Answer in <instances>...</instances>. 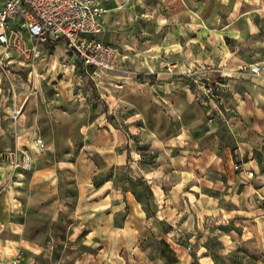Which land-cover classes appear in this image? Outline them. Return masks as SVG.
<instances>
[{
  "label": "rangeland",
  "instance_id": "374dc122",
  "mask_svg": "<svg viewBox=\"0 0 264 264\" xmlns=\"http://www.w3.org/2000/svg\"><path fill=\"white\" fill-rule=\"evenodd\" d=\"M261 4L101 0L109 11L102 41L118 53L114 71L86 74L80 64L63 68L64 49L52 43L40 47L32 63L10 51L4 57L0 48V191L7 187L14 194L11 188L18 186L13 202L23 208L0 221L7 241L0 244V264H72L88 248L85 234L71 241L68 219L52 214L53 189L40 188L43 172L49 173L59 159L50 144L65 138L71 140L70 170L90 176L94 169V184L106 174L112 185L142 203L144 217L153 224L143 236L158 238L139 246L148 259L173 261L164 237L182 248L192 264H256L264 259L255 246L257 221L264 217V179L256 180L254 174L264 178V136L252 139L249 133L246 148L240 149L222 117L227 114L224 62L230 48L244 46V36L236 39L228 30L243 29L247 16H253V27L262 29ZM207 86L215 97L194 101ZM215 123H220L217 134L211 128ZM87 141L96 148L83 149ZM158 141L169 155L179 151L170 143L183 146L188 179L177 184L186 189L180 197L168 196L170 180L160 182L155 186L160 196L152 201L138 176L139 169L155 163L150 145ZM196 142L205 148H197ZM24 159L29 162L25 168ZM247 161L256 164L246 170ZM61 187V193L76 192ZM200 198L205 200L201 206ZM173 204L183 208L171 209Z\"/></svg>",
  "mask_w": 264,
  "mask_h": 264
},
{
  "label": "crops",
  "instance_id": "0c3cea01",
  "mask_svg": "<svg viewBox=\"0 0 264 264\" xmlns=\"http://www.w3.org/2000/svg\"><path fill=\"white\" fill-rule=\"evenodd\" d=\"M259 9L258 13L264 17V0H262ZM114 11H118V9H113ZM108 17L109 14L102 16L104 30L98 36V39L103 43L102 37L106 30L105 22ZM252 17L247 16L245 20H242L243 29L233 30L230 28L228 30V35L236 39L237 35L244 36V39L241 37L244 46L238 49L230 48L224 62V64H228L225 69L227 78L223 84L227 89L223 101V109L227 114L223 113L222 117L227 124L229 135L234 140L233 143L240 149L246 148V137L249 133L253 135L252 139L264 136V27L262 29L253 27L252 23H249L253 19ZM58 46L62 45L58 44L55 47ZM253 65L259 67L257 74L250 70ZM219 126L220 123L212 125L211 128L215 134H217ZM67 139H72V137L68 136ZM216 139L222 142L219 135H216ZM70 141H66L65 138L63 142L59 141L61 144L55 142L50 144V147L54 148L55 153L59 155V159L58 162L54 161L52 169L47 171L49 173L43 172L46 179L43 178L40 188L53 189L54 192L52 191L51 195L55 201L52 214L60 215L63 220L68 219V225L73 235L70 240L76 241L81 234H85L84 241L88 248L80 251L72 264H192L194 262L182 248L176 246L174 241L167 240L166 237L163 239L171 246L173 261L164 263L161 257H155L154 260L148 259L147 254L143 253L139 246L149 241L158 240V238L143 236L153 225L149 222L150 219L144 217V206L130 193H125L112 185L111 179L106 174L101 176L102 179L99 183L94 184L93 174L96 175L94 169L91 170L90 176L70 170L68 166L70 161L67 158L70 154L67 150L71 147ZM87 145L96 148V143L92 141H87L81 146L86 149ZM170 145L179 147L176 155H169V150L164 149L162 141L151 144L150 150L157 154L155 163L148 165L147 169H139L141 174L138 178L148 185L152 201L153 197L160 196L156 192L155 186L158 187L161 185L160 182L167 180H170L169 183L171 182L172 185L170 192L167 193L168 196L180 197L185 194L186 189L177 188V184L188 179V169L183 166L187 158L184 156L183 146L171 143ZM195 145L200 149L205 148V144L201 142H196ZM168 147L170 150L173 148ZM163 150L165 151L162 152ZM255 164L253 161H247L245 169L250 170ZM96 170L98 171V169ZM254 174H257L255 175L256 180L264 179L257 172ZM60 186H64L63 191H65V187H73L76 192L73 195L61 193L58 189ZM17 187L11 188L14 190V194H10V189L7 187L0 191V221L7 219L13 212L23 209L22 206L13 202V199L17 198L16 194L19 190ZM159 188L162 190L163 186ZM198 201L200 206L201 203H205V200L201 198ZM172 202L174 201L172 200ZM170 208L178 210L183 208V205L178 207L173 204ZM257 223L260 233L256 237L255 246L262 258L264 257V217H261ZM3 241H5V237L0 233V244H7V241ZM198 263L201 262L198 260ZM256 264H264V259L259 258Z\"/></svg>",
  "mask_w": 264,
  "mask_h": 264
},
{
  "label": "built area",
  "instance_id": "2783aa9c",
  "mask_svg": "<svg viewBox=\"0 0 264 264\" xmlns=\"http://www.w3.org/2000/svg\"><path fill=\"white\" fill-rule=\"evenodd\" d=\"M105 12L101 0H3L0 8L3 55L7 57L10 51L32 63L37 60L40 47L49 43L56 46L61 41L63 68L80 64L86 74L89 70L114 71L117 50L98 39L104 30ZM250 70L257 74L259 67L253 65ZM214 97L212 88L207 86L193 98L202 102ZM27 166L29 162L24 159L23 167Z\"/></svg>",
  "mask_w": 264,
  "mask_h": 264
},
{
  "label": "trees",
  "instance_id": "16d2710c",
  "mask_svg": "<svg viewBox=\"0 0 264 264\" xmlns=\"http://www.w3.org/2000/svg\"><path fill=\"white\" fill-rule=\"evenodd\" d=\"M58 44H61V41H58V42L55 43V45H58Z\"/></svg>",
  "mask_w": 264,
  "mask_h": 264
},
{
  "label": "bare ground",
  "instance_id": "6f19581e",
  "mask_svg": "<svg viewBox=\"0 0 264 264\" xmlns=\"http://www.w3.org/2000/svg\"><path fill=\"white\" fill-rule=\"evenodd\" d=\"M1 48V47H0Z\"/></svg>",
  "mask_w": 264,
  "mask_h": 264
}]
</instances>
